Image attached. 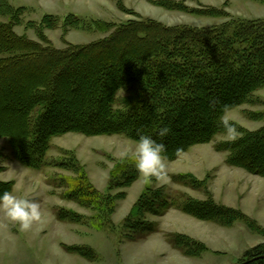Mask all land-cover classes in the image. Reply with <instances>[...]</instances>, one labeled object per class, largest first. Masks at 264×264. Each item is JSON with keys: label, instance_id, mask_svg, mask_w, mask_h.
<instances>
[{"label": "trees", "instance_id": "16d2710c", "mask_svg": "<svg viewBox=\"0 0 264 264\" xmlns=\"http://www.w3.org/2000/svg\"><path fill=\"white\" fill-rule=\"evenodd\" d=\"M157 3L231 20L207 27L166 25L136 14L138 18L120 24L96 21L97 30L111 31L107 37L86 44L66 41L65 47H56L47 29L61 26L68 31L84 20L70 14L62 24L59 16L45 14L40 21L26 25L35 31V40L15 31L23 23L25 7L0 0V16L9 17L8 22L0 20V138L7 139L16 159L40 169L48 164L55 137L69 132L119 134L136 141L142 130L163 142L167 159L174 160L223 132L219 118L225 114V106L229 111L255 103L256 91L264 87V18L235 19L215 6L190 9L171 0ZM213 98L217 103L210 108ZM259 116L264 117L256 112L250 117ZM233 123L240 138L232 143L222 141L216 150L227 152V165L264 177V124L250 130ZM164 125L171 132L161 141L156 132ZM75 163L69 159L59 164L75 170ZM138 175L132 162L118 164L108 188L129 187ZM173 179L198 188L205 184L190 173ZM68 182L67 198L109 220L116 200L126 196L124 191L105 196L82 176ZM13 184L0 181V193L12 192ZM163 191V187L146 185L124 220L127 236L142 238L157 231L147 215H162L171 208L225 226L241 221L264 234L263 226L239 208L217 203L212 197L171 198ZM57 215L60 220L83 219L63 207ZM167 237L186 256L201 257L210 251L205 243L184 233L170 232ZM65 247L72 253L96 257L87 246ZM236 264H264V242L247 249Z\"/></svg>", "mask_w": 264, "mask_h": 264}, {"label": "rangeland", "instance_id": "374dc122", "mask_svg": "<svg viewBox=\"0 0 264 264\" xmlns=\"http://www.w3.org/2000/svg\"><path fill=\"white\" fill-rule=\"evenodd\" d=\"M192 8L215 6L228 11L235 19L264 18V3L257 0H171ZM16 8L25 7L23 23L15 27L19 35L38 39L33 29H27L29 21H40L45 14L65 18L74 14L84 20L79 27L65 31L61 26L47 29L48 38L56 47L65 43L86 44L107 37L111 31H99L96 21L124 23L136 19L138 14L166 25H192L207 27L229 17L199 15L158 4L159 0H9ZM8 22L9 17L0 16ZM1 55V54H0ZM125 95V92H121ZM255 103H244L227 111L230 120L246 129L254 130L264 124V117H250L253 112L264 115V87L256 91ZM224 132L216 135L210 143L192 146L177 159H167L169 183L150 187L162 188L171 198L186 195L204 200L212 197L217 203L239 208L256 219L264 228V177L249 173L243 168L226 164L227 152L216 150ZM135 140L124 135L87 136L69 132L55 137L47 154L48 164L40 169L23 165L12 153L6 138H0V181H13L12 193L28 195L41 204V219L27 231L18 222L9 220L0 212V264H236L244 252L264 242V234L253 231L244 222L232 226L205 221L178 209H168L162 215L148 214L155 222L157 231L144 237H129L124 220L146 185L142 176L129 187L109 190L108 185L116 165L132 162L121 159L120 153L133 147ZM71 159L76 169L60 166ZM134 165V163L132 162ZM135 166V165H134ZM190 173L205 180L203 187L186 186L173 179L174 175ZM85 178L100 193L126 192L118 198L110 220L97 210L67 198L69 180ZM209 193V194H207ZM75 211L83 216L80 222L60 220L59 208ZM179 232L205 243L210 251L201 257L184 255L172 246L167 234ZM65 245L90 247L95 258L91 259L69 252Z\"/></svg>", "mask_w": 264, "mask_h": 264}, {"label": "clouds", "instance_id": "9594fccd", "mask_svg": "<svg viewBox=\"0 0 264 264\" xmlns=\"http://www.w3.org/2000/svg\"><path fill=\"white\" fill-rule=\"evenodd\" d=\"M217 100L211 99L210 108H215ZM225 114L219 118V126L224 132V142H235L240 138V132L237 126L230 120L227 113V106L224 109ZM171 132L169 126L164 125L157 129L156 135L161 141ZM121 159H130L139 174L143 178L145 185H151L153 181L157 186H164L169 183L168 163L166 156V145L158 142L152 135L138 130V139L133 147L121 151ZM0 212L13 221L18 222L21 230L27 231L32 224L41 219L40 202L28 195L17 196L12 192L0 193Z\"/></svg>", "mask_w": 264, "mask_h": 264}]
</instances>
